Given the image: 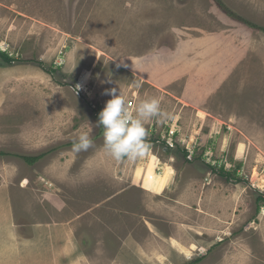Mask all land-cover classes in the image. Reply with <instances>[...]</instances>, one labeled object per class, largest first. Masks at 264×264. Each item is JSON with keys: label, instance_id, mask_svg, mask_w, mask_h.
Here are the masks:
<instances>
[{"label": "rangeland", "instance_id": "obj_1", "mask_svg": "<svg viewBox=\"0 0 264 264\" xmlns=\"http://www.w3.org/2000/svg\"><path fill=\"white\" fill-rule=\"evenodd\" d=\"M1 51L0 197L10 210L18 191L41 215L36 175L66 193L74 226L70 246L61 233L0 248L6 264H264V0H0ZM112 88L133 109L161 98L174 118L147 125L148 158L168 148L193 191L160 199L133 184L147 156L127 168L106 154L97 123ZM84 131L93 147L75 153Z\"/></svg>", "mask_w": 264, "mask_h": 264}, {"label": "crops", "instance_id": "obj_2", "mask_svg": "<svg viewBox=\"0 0 264 264\" xmlns=\"http://www.w3.org/2000/svg\"><path fill=\"white\" fill-rule=\"evenodd\" d=\"M199 117V116H198ZM172 129L176 131V135H174V138L178 140L177 133L179 129H176L175 126H172ZM168 134V138H169ZM158 142V141H157ZM178 142V141H177ZM156 142L151 141L152 146H154ZM156 147L154 146L152 150H155ZM164 150V149H163ZM166 150V151H165ZM164 152V159H149L148 157L150 155H153L154 151H151L150 154L147 156V159L142 160L139 164L146 167V171H142V175L140 177L136 176L137 171L135 170L134 176H133V184L140 183L144 179V182H147V187L149 190L147 192H150L154 196H157L161 199V197H164L163 194H166L169 191H183V188H188L189 190L193 191L195 187L199 183L198 180H183V182L187 183L188 185H184V183L179 182L177 183L178 179V173L177 175L174 174V165H172V159L176 160V155L174 153H169V149L166 148ZM154 158V157H153ZM115 161V160H114ZM38 162V161H37ZM36 163V162H35ZM34 163V164H35ZM117 163V162H116ZM127 168L131 167V162H124ZM144 164V165H143ZM228 164V163H227ZM33 165V164H32ZM172 169L173 174L168 175V170ZM128 170V169H127ZM51 171V168L45 167V169L42 171L43 174H46L48 178L52 182H61L59 179L56 178L53 173H49ZM152 176L157 177L160 176L161 178L158 180L157 185L155 188L152 185ZM192 176V175H191ZM46 177V176H45ZM60 177H62L60 175ZM190 177V176H188ZM36 178V180H35ZM38 177L35 175L32 177V181L36 183L34 185L36 190H41L43 193L41 195H34L35 199L37 201L36 207L39 209H47L44 213L41 215H34V208L31 209L32 205L35 207L34 204H30V199L26 198L27 195H20V192H16V198L15 201H12L14 205H12L11 209L9 210V202L8 199L6 201V198L3 199L0 197V248L5 247L6 245L11 246L13 249H16L15 255L18 254V252H21L20 249L23 248V245L27 242H32L35 244L41 243L42 240H47L49 244H56L54 241L56 239H63L65 241H69L67 246H70V241L72 240L71 231L73 230V222H72V203L71 200H67L66 193L64 195H60L58 191H55L54 188L52 189V186L47 189V186L38 185L41 183V179H37ZM44 179V178H43ZM142 179V180H141ZM28 180V179H26ZM45 180V179H44ZM45 185V184H43ZM146 185V184H145ZM40 186V187H39ZM58 186V185H57ZM55 187V186H54ZM24 186L20 184L19 190L24 193L22 190ZM216 188H214L215 190ZM185 190V189H184ZM175 191V192H176ZM33 199V198H32ZM35 201V200H32ZM39 201V202H38ZM92 208V207H91ZM42 210V211H43ZM20 213V214H19ZM44 214V217H43ZM22 215V216H20ZM45 218V219H44ZM15 221L16 224L20 230H27L29 233L32 232V234L35 233L34 237H27L25 238L22 233H20L18 228H11V221ZM63 235V238H58L57 235L61 234ZM25 238V240H24ZM46 241L44 244H48ZM19 249V250H18ZM3 250V248H2ZM4 255L2 252H0V264H6L4 259Z\"/></svg>", "mask_w": 264, "mask_h": 264}, {"label": "clouds", "instance_id": "obj_3", "mask_svg": "<svg viewBox=\"0 0 264 264\" xmlns=\"http://www.w3.org/2000/svg\"><path fill=\"white\" fill-rule=\"evenodd\" d=\"M119 67V65H117ZM127 67V65H125ZM140 84L137 82V87ZM107 94L112 96L99 113L97 126L103 127V148L116 162L137 161L152 151L147 125L152 121L164 124L174 118L170 111L162 107V100L150 96L131 108L125 92L112 88ZM89 132L78 134L73 141L72 151L80 153L93 147Z\"/></svg>", "mask_w": 264, "mask_h": 264}, {"label": "trees", "instance_id": "obj_4", "mask_svg": "<svg viewBox=\"0 0 264 264\" xmlns=\"http://www.w3.org/2000/svg\"><path fill=\"white\" fill-rule=\"evenodd\" d=\"M1 56L3 57V59L6 61V62H11L12 59L11 57L9 56V54L5 51H1L0 52ZM42 156H24L23 158L29 163V164H34L35 162H37V160H39ZM261 200H264V196L260 197Z\"/></svg>", "mask_w": 264, "mask_h": 264}, {"label": "built area", "instance_id": "obj_5", "mask_svg": "<svg viewBox=\"0 0 264 264\" xmlns=\"http://www.w3.org/2000/svg\"><path fill=\"white\" fill-rule=\"evenodd\" d=\"M175 133H176V131L173 130V129H171V130L169 131V135H170V136H169V138L166 139L167 144H168L167 147H169V148H174V147H176V139L174 138Z\"/></svg>", "mask_w": 264, "mask_h": 264}, {"label": "bare ground", "instance_id": "obj_6", "mask_svg": "<svg viewBox=\"0 0 264 264\" xmlns=\"http://www.w3.org/2000/svg\"><path fill=\"white\" fill-rule=\"evenodd\" d=\"M256 177V176H255ZM258 183L260 186H263L264 187V177L257 179ZM157 182H158V178L156 179L155 183L153 184V187L155 188V186L157 185Z\"/></svg>", "mask_w": 264, "mask_h": 264}]
</instances>
